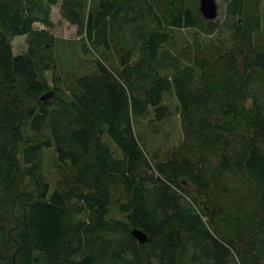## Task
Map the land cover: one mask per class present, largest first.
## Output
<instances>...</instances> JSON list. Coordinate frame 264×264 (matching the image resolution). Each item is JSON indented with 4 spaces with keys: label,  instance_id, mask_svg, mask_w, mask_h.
<instances>
[{
    "label": "trees",
    "instance_id": "1",
    "mask_svg": "<svg viewBox=\"0 0 264 264\" xmlns=\"http://www.w3.org/2000/svg\"><path fill=\"white\" fill-rule=\"evenodd\" d=\"M190 1L0 0V264H241V241L264 264V39L255 40L264 0H224L228 49L196 41L172 55L169 31L212 32ZM55 4L82 55L112 50L118 66L99 53L66 95L58 77L43 81L51 37L32 27L50 26ZM18 36L26 48L13 54ZM171 91L182 141L149 161L133 122L151 115L156 133ZM49 149L51 192L40 170ZM111 207L125 220L107 218Z\"/></svg>",
    "mask_w": 264,
    "mask_h": 264
},
{
    "label": "rangeland",
    "instance_id": "2",
    "mask_svg": "<svg viewBox=\"0 0 264 264\" xmlns=\"http://www.w3.org/2000/svg\"><path fill=\"white\" fill-rule=\"evenodd\" d=\"M217 7V16L212 20L211 31L205 33L204 29H175L169 31L170 40L166 44V49L176 55L184 46L191 42H199L200 44H209L210 46H219L222 50L230 47V31L229 26L232 22L225 12V1L215 0ZM187 6L194 10V0L187 3ZM59 4L49 7L48 20L50 26H42L40 23L32 25L34 30H43L51 37V45L45 50H41V54L48 57V68L42 72V79L49 86L53 85V80L58 77L61 81V90L68 94L70 85L73 80L84 74H89L93 71V63L95 60H100V56L105 60V66L112 71L118 69L114 53L111 51L98 50L96 52L89 51V54L84 56L80 50V37L75 33V27L63 20L58 10ZM259 27L255 40L260 42L264 39V5H259ZM10 46L13 54L23 53L26 48V37L18 36L10 39ZM167 73V74H166ZM165 76L170 75L166 72ZM161 104L169 110V117L157 123L154 122L156 133H151L147 129V121L151 119V115L143 121H134L133 129L135 137L138 140L139 146L146 158L151 161V157L155 155L157 161H164L171 157L179 148L182 141V132L180 129V119L177 110V102L171 92L163 94ZM106 143L115 156L118 152L115 147L104 137ZM41 175L43 180L48 184L49 192L54 190L57 177L55 173V161L53 152L49 150L42 151L41 154ZM152 164V163H151ZM185 193L188 199L195 195L192 188L185 187ZM187 199V198H186ZM9 217L11 220H16L19 216V211L15 204L10 203ZM111 220L124 221L125 215L117 211L115 207L108 210V217ZM243 239V236H241ZM237 250L243 254L241 264H257L262 259V252L255 253L250 251L246 242H238ZM237 258V257H236ZM259 259V260H258Z\"/></svg>",
    "mask_w": 264,
    "mask_h": 264
},
{
    "label": "water",
    "instance_id": "3",
    "mask_svg": "<svg viewBox=\"0 0 264 264\" xmlns=\"http://www.w3.org/2000/svg\"><path fill=\"white\" fill-rule=\"evenodd\" d=\"M198 11L200 15L206 20H213L216 18V3L215 0H198ZM51 91L43 94L39 99L49 98ZM131 235L140 243L145 241V235L136 229L131 230Z\"/></svg>",
    "mask_w": 264,
    "mask_h": 264
}]
</instances>
